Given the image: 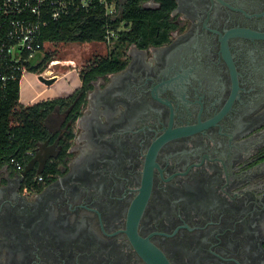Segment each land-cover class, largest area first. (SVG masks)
<instances>
[{"label": "flooded vegetation", "instance_id": "obj_1", "mask_svg": "<svg viewBox=\"0 0 264 264\" xmlns=\"http://www.w3.org/2000/svg\"><path fill=\"white\" fill-rule=\"evenodd\" d=\"M174 1L0 170V264H264V0Z\"/></svg>", "mask_w": 264, "mask_h": 264}, {"label": "trees", "instance_id": "obj_2", "mask_svg": "<svg viewBox=\"0 0 264 264\" xmlns=\"http://www.w3.org/2000/svg\"><path fill=\"white\" fill-rule=\"evenodd\" d=\"M122 1V17L115 22L107 16L105 6L99 0L89 9H73L58 21L52 22L43 32L36 63L29 65V72L42 73L57 59L55 54L44 51L47 42L104 44L107 24H113L114 29H117L120 22H125L129 28L120 33L116 49L113 51L133 43L145 46L150 42L168 41V32L162 31L176 6L174 0H157L162 4L158 10L144 7V3L149 0ZM158 33L162 35L160 40L157 39ZM113 55L96 59L95 63L98 65L94 72L80 74V79L84 82L83 90L96 75L118 70L119 67H115L114 63H118L120 57ZM76 96L24 105L20 102V82H8L0 93V170L4 169L12 158L23 165L28 163L30 152L35 149L37 142L43 139L45 118L56 106L64 105ZM82 101L83 98L80 102Z\"/></svg>", "mask_w": 264, "mask_h": 264}, {"label": "built area", "instance_id": "obj_3", "mask_svg": "<svg viewBox=\"0 0 264 264\" xmlns=\"http://www.w3.org/2000/svg\"><path fill=\"white\" fill-rule=\"evenodd\" d=\"M96 0H0V93L11 81H22L29 72V65L36 63L44 30L73 9H89ZM105 6L111 21L122 17V0H99ZM107 24L105 44L116 49L120 33L128 30L125 22L117 29ZM64 66L60 60L52 61L44 72L37 74L46 78L59 77L52 67ZM10 163L18 172L24 165L12 158ZM43 181V176L36 179Z\"/></svg>", "mask_w": 264, "mask_h": 264}, {"label": "rangeland", "instance_id": "obj_4", "mask_svg": "<svg viewBox=\"0 0 264 264\" xmlns=\"http://www.w3.org/2000/svg\"><path fill=\"white\" fill-rule=\"evenodd\" d=\"M116 51L111 50L105 43L104 44H77V43H52L47 42L44 46V51L50 54H55L56 60L63 61V63H68L69 66H55L52 67L59 77L64 73H67V80L70 82L72 87H75L78 81V75L81 71L80 67L75 66V62L78 64L81 62V65L87 64L88 62H93L96 59L105 58L111 54L121 55L125 52V48L122 47ZM85 66V65H84ZM76 68V70H75ZM77 71V72H76ZM30 75H25L23 77V82H27ZM58 77V78H59ZM57 85V84H56Z\"/></svg>", "mask_w": 264, "mask_h": 264}, {"label": "crops", "instance_id": "obj_5", "mask_svg": "<svg viewBox=\"0 0 264 264\" xmlns=\"http://www.w3.org/2000/svg\"><path fill=\"white\" fill-rule=\"evenodd\" d=\"M30 75L27 82H20V102L24 105H34L40 102L68 98L75 89H79L82 85L80 76L75 87H72L70 82L66 79L67 73H64L57 81L47 86L39 81L37 74L28 72L25 75ZM25 75L23 77H25ZM57 84V85H56Z\"/></svg>", "mask_w": 264, "mask_h": 264}, {"label": "water", "instance_id": "obj_6", "mask_svg": "<svg viewBox=\"0 0 264 264\" xmlns=\"http://www.w3.org/2000/svg\"><path fill=\"white\" fill-rule=\"evenodd\" d=\"M38 79H39V81L42 82L43 84H45V85H47V86H51V85H53V84L57 81L58 77H54V78H46V77H44L43 75H39V76H38ZM62 123H63V121L60 123V126L62 125ZM35 161H36V158H34L33 160H31V161L27 164L25 170L22 172V176H26L27 173L33 169L32 164H33ZM40 172H43V169H41Z\"/></svg>", "mask_w": 264, "mask_h": 264}]
</instances>
